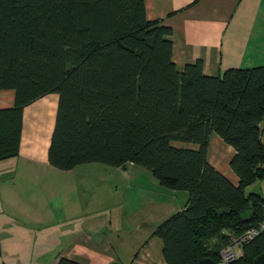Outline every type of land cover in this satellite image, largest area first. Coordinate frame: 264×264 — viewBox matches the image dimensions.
<instances>
[{
    "label": "trees",
    "instance_id": "obj_1",
    "mask_svg": "<svg viewBox=\"0 0 264 264\" xmlns=\"http://www.w3.org/2000/svg\"><path fill=\"white\" fill-rule=\"evenodd\" d=\"M170 33L145 19L143 0H0V90L14 93L0 110V160L17 154L22 109L55 94L50 167L147 170L186 194L151 234L165 264H217L234 243L225 264H251L264 250V187L254 188L264 180V64L220 76L199 60L177 69ZM211 134L232 149L236 185L208 162Z\"/></svg>",
    "mask_w": 264,
    "mask_h": 264
},
{
    "label": "crops",
    "instance_id": "obj_2",
    "mask_svg": "<svg viewBox=\"0 0 264 264\" xmlns=\"http://www.w3.org/2000/svg\"><path fill=\"white\" fill-rule=\"evenodd\" d=\"M143 7L146 20L170 30L171 60L177 69L199 60L204 75L220 76L227 69L264 64V0H143ZM13 102L12 90H0V110ZM56 102V95L49 94L22 109L17 154L0 160V264H55L59 257L77 264H165L161 242L151 234L182 209L186 194L165 191L164 196L174 197L172 204L149 200L135 214L120 215L125 222L112 226L109 205L87 213L86 204L76 208L74 201L71 207L63 192L49 202L54 194L44 191L43 183L57 178L46 159ZM221 143L218 138L215 151L207 150L208 162L236 185L227 166L232 149ZM130 168L138 170L126 166ZM43 235L55 243L41 245L54 248L40 247L37 240Z\"/></svg>",
    "mask_w": 264,
    "mask_h": 264
},
{
    "label": "rangeland",
    "instance_id": "obj_3",
    "mask_svg": "<svg viewBox=\"0 0 264 264\" xmlns=\"http://www.w3.org/2000/svg\"><path fill=\"white\" fill-rule=\"evenodd\" d=\"M218 138L213 134L210 135L209 146L207 148L208 152L213 151V145L215 140ZM180 145V144H177ZM225 147V144H222ZM215 151V150H214ZM212 155V154H211ZM210 155V157H211ZM212 159V158H211ZM54 175H57L56 181L43 184L46 186L44 191H49L50 195L54 194V197H49V202H56V197L61 195V192L69 198V204L71 207H80V203L86 204L87 213L100 208L107 207L108 205L112 208L109 210L111 212V219H109L110 225L112 226L115 221L116 224H120L121 220L125 222V217L120 220V215H133L136 209L144 205L149 200H165L166 203L171 204L175 201L167 195H165V188L160 187L156 180L142 168L135 170L130 169H119L104 165L101 163H88L82 164L70 171L62 172L54 170ZM62 175L65 178H60L58 175ZM259 187L263 192L264 180L255 183L254 188ZM42 188V187H41ZM54 189V190H51ZM260 191V193H261ZM169 192V191H168ZM184 192H177V194H182ZM185 194V193H184ZM67 199H65L66 201ZM173 200V201H172ZM76 201L75 205L72 203ZM67 205L65 206V211ZM93 212V211H92ZM73 213H66L65 216H73ZM3 217L0 216V220ZM26 222V221H24ZM109 223H106L108 225ZM75 222H73V226ZM124 225V224H123ZM38 228H44L38 226ZM35 229V228H34ZM50 236L43 235L38 237L37 242L41 248H54L46 245V243H55L54 240L48 239ZM31 242V241H27ZM37 244V243H36Z\"/></svg>",
    "mask_w": 264,
    "mask_h": 264
},
{
    "label": "built area",
    "instance_id": "obj_4",
    "mask_svg": "<svg viewBox=\"0 0 264 264\" xmlns=\"http://www.w3.org/2000/svg\"><path fill=\"white\" fill-rule=\"evenodd\" d=\"M253 235H255V231L250 230L247 231L242 237V240L245 239H249L251 238ZM236 247H235V243L226 247L221 253H220V259L217 262V264H225L228 260H230L232 257L235 256L236 251H235Z\"/></svg>",
    "mask_w": 264,
    "mask_h": 264
},
{
    "label": "water",
    "instance_id": "obj_5",
    "mask_svg": "<svg viewBox=\"0 0 264 264\" xmlns=\"http://www.w3.org/2000/svg\"><path fill=\"white\" fill-rule=\"evenodd\" d=\"M196 264H213V262L209 258H202ZM251 264H264V250L252 259Z\"/></svg>",
    "mask_w": 264,
    "mask_h": 264
}]
</instances>
